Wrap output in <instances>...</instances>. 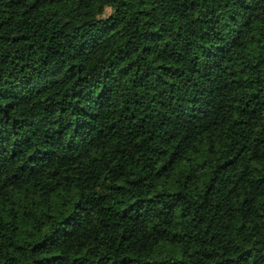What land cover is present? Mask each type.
<instances>
[{
    "label": "trees",
    "instance_id": "1",
    "mask_svg": "<svg viewBox=\"0 0 264 264\" xmlns=\"http://www.w3.org/2000/svg\"><path fill=\"white\" fill-rule=\"evenodd\" d=\"M0 264H264V0H0Z\"/></svg>",
    "mask_w": 264,
    "mask_h": 264
},
{
    "label": "rangeland",
    "instance_id": "2",
    "mask_svg": "<svg viewBox=\"0 0 264 264\" xmlns=\"http://www.w3.org/2000/svg\"><path fill=\"white\" fill-rule=\"evenodd\" d=\"M112 6H110L109 8H111Z\"/></svg>",
    "mask_w": 264,
    "mask_h": 264
}]
</instances>
